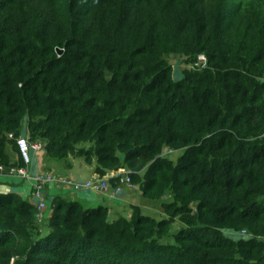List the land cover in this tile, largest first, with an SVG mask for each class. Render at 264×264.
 <instances>
[{"label":"trees","instance_id":"16d2710c","mask_svg":"<svg viewBox=\"0 0 264 264\" xmlns=\"http://www.w3.org/2000/svg\"><path fill=\"white\" fill-rule=\"evenodd\" d=\"M10 132L163 216L0 192V264H264V0H0L5 166Z\"/></svg>","mask_w":264,"mask_h":264},{"label":"crops","instance_id":"0c3cea01","mask_svg":"<svg viewBox=\"0 0 264 264\" xmlns=\"http://www.w3.org/2000/svg\"><path fill=\"white\" fill-rule=\"evenodd\" d=\"M44 150V149H43ZM45 151V150H44ZM48 156L43 153V156ZM45 156V157H46ZM48 158V157H47ZM73 158H69L68 162L65 161L64 165L68 170L69 174H72L71 177L78 182H83L87 179H90L92 176L99 175L94 169V163L92 164H82L81 162H73ZM43 167L40 166V161L38 158V151H31V161L28 165L29 175L33 177L38 171H48L49 170H42ZM46 169V168H45ZM126 169V168H121ZM70 177V178H71ZM34 190V181L32 178L20 177L17 175L9 174L6 169L0 172V192L7 193V192H15L19 194L24 199H27L34 204H36V199L33 196ZM56 195H61L71 199L80 200L82 203L91 205L92 203H97L107 205L111 209L115 210L114 208L117 205H125L124 196L117 194L113 196L110 194V191L105 192H95L90 189H80V190H73L67 185L61 184L59 182H53L44 187V197L46 199L47 204L49 205L52 198ZM70 196V197H69ZM47 212L44 214L45 210ZM50 212V206L48 208L45 207L44 211H42L41 216H47Z\"/></svg>","mask_w":264,"mask_h":264},{"label":"built area","instance_id":"2783aa9c","mask_svg":"<svg viewBox=\"0 0 264 264\" xmlns=\"http://www.w3.org/2000/svg\"><path fill=\"white\" fill-rule=\"evenodd\" d=\"M206 62L207 60L205 54L200 53L198 54L193 65L195 67H202L206 65ZM8 138L15 139L22 163L19 165L11 164L8 166L0 164V172L6 169L9 174L33 179V196L36 199L37 214L39 216L42 215L41 210L48 206L44 197V187L53 182H59L61 184L67 185L73 190L90 189L95 192H105L109 191V179L113 178L115 179V186L110 191V194L113 196L120 193L124 186L135 187L131 180L130 171L121 168L118 170L109 171L102 176H92L90 179H87L83 182H78L67 177L58 176L48 171H38L33 177H31L28 171V165L31 161V151H37L41 149L43 146L42 143L36 140L28 141L24 135L15 137L12 132L8 133Z\"/></svg>","mask_w":264,"mask_h":264},{"label":"rangeland","instance_id":"374dc122","mask_svg":"<svg viewBox=\"0 0 264 264\" xmlns=\"http://www.w3.org/2000/svg\"><path fill=\"white\" fill-rule=\"evenodd\" d=\"M170 61H171V64H172V76H173V78L175 80L181 79L183 77V75H182L183 68H186L188 66L190 67V64L187 66L186 63H184V61L182 62V61L178 60L177 58L171 59ZM193 67H195V66L193 65ZM12 139H14V138H12ZM6 149L8 150V146H6ZM37 151H38V158H39V161H40V166L44 168L42 170H49V171H51L50 173H52V174H55V175H58V176H62V177H67L69 179H73L71 177L72 174L68 173L69 170L64 165H60V164H64L65 160L56 159V158H53L51 156H46V155H45L46 156L45 157V156H43V153H45V151L43 149H39ZM9 152H10V150L7 153L10 154L11 152L10 153ZM181 153H182L181 149H176V150H168V149H166V150H164V155H166L169 159H171L174 162L178 159V157L180 156ZM12 158L14 159L15 157L12 156ZM12 158H10V159H12ZM73 159H75V160H73V162H75V163L81 162L82 164H85V161H84V159L82 157H76V158H73ZM123 188L124 189L120 192V195L124 196L123 198H124V201H125L126 204L125 205H117V206H115L114 207V208H116L115 211H118V210L124 209V208L128 209L129 205L132 203V204H140L142 206V209H143L144 213L153 215V216H155L157 218H160V217L163 216V214H161V212L157 213L156 211H153L154 208H147L146 206L142 205V203H141V199L142 198L140 196V190H139L138 187L128 188V187L124 186ZM83 204L86 205V206H91V207H94V206L98 205L97 203L96 204L92 203L91 205H88V204H85V203H83ZM49 206H50V204L48 205V208H49ZM154 207L156 208L157 206L155 205ZM44 209H45V207L41 211H44ZM46 212H47V209L45 210L44 214ZM43 217L45 219L46 216H43ZM223 232L225 234H227V235L232 236L233 238H236L238 236L239 237L243 236L242 234H244V233H242V232H245V231L244 230H238L237 231L235 228H226V229H223Z\"/></svg>","mask_w":264,"mask_h":264},{"label":"water","instance_id":"95a60500","mask_svg":"<svg viewBox=\"0 0 264 264\" xmlns=\"http://www.w3.org/2000/svg\"><path fill=\"white\" fill-rule=\"evenodd\" d=\"M62 51H63L62 48H59V47L56 48V52H57L58 54L62 53Z\"/></svg>","mask_w":264,"mask_h":264},{"label":"clouds","instance_id":"9594fccd","mask_svg":"<svg viewBox=\"0 0 264 264\" xmlns=\"http://www.w3.org/2000/svg\"><path fill=\"white\" fill-rule=\"evenodd\" d=\"M126 170H127V169H126ZM110 171H112V170H110ZM108 172H109V171H108ZM106 173H107V172H106ZM106 173H105V174H106Z\"/></svg>","mask_w":264,"mask_h":264}]
</instances>
